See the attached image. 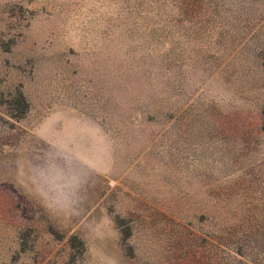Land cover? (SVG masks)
<instances>
[{
  "label": "rangeland",
  "instance_id": "obj_1",
  "mask_svg": "<svg viewBox=\"0 0 264 264\" xmlns=\"http://www.w3.org/2000/svg\"><path fill=\"white\" fill-rule=\"evenodd\" d=\"M0 264H264V0H0Z\"/></svg>",
  "mask_w": 264,
  "mask_h": 264
}]
</instances>
